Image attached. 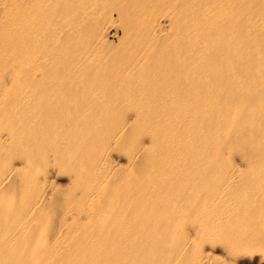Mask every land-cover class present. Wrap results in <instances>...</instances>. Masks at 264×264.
<instances>
[{"label": "bare ground", "instance_id": "6f19581e", "mask_svg": "<svg viewBox=\"0 0 264 264\" xmlns=\"http://www.w3.org/2000/svg\"><path fill=\"white\" fill-rule=\"evenodd\" d=\"M24 3L25 0H0V60L12 62L8 67L0 61V111L5 104H12L10 119L13 124L21 125L20 133L6 134L1 144L29 145L30 128L49 121H42V107L45 113L58 111L60 115H69L65 119L70 126L62 133L63 138L68 139L75 132L79 134L74 119L80 103H69L70 97H64L67 89L79 90L81 98L86 99L85 110L98 105L100 115L95 118L98 124L103 123L112 98L123 91L129 118L118 127L114 122L109 124L112 137L94 162L88 199L78 205V192L73 193L69 188L59 190L60 179L54 162L46 161L35 180H29L39 192L19 218L18 229L39 209L54 202L51 199L62 196L68 201L64 208L67 216L53 235L52 247L54 255L69 248L71 222L93 226L101 219L102 215H91V201L99 196L110 177L127 179L129 166L139 163L140 155L152 140L157 147L155 161L171 160L182 171L193 168L194 159L206 160L211 149L223 148L215 173V192L201 207L205 214L216 206L218 223L228 219L233 211L242 217L245 210L264 201V133L255 136L247 125H242L230 126L231 135H228L226 110L228 104L237 105L239 98L218 99L214 86L227 70L221 40L231 39L237 26L243 32L261 28L264 0H29ZM87 19L93 24L90 30ZM147 21L151 28L144 30ZM112 29H121L123 35L120 44L110 50L107 46ZM159 35L164 41L161 56L152 61L153 80L150 84L141 82L135 97L124 86L136 84L131 81L132 75L158 43ZM235 38L241 40V36ZM91 65L96 74L91 88L87 89L81 81L86 67ZM9 68L12 76H7ZM260 74L263 75L262 71L253 74L250 85L260 82ZM256 116L257 122L264 126V112ZM135 120H143L147 133L142 136L136 156L129 161L117 152L115 145ZM156 127L160 131L153 135ZM81 131L92 132L90 128ZM93 133L103 140L97 132ZM241 141L245 142L248 162L241 154L229 162V151ZM148 171L154 174L158 170L152 165ZM106 200L107 204L111 203L112 196L106 195ZM241 222L245 230L247 225ZM192 229V237H198L196 227ZM211 232L210 228L201 239L197 264L248 263L246 256L230 254L222 246L220 249L209 242ZM13 241L10 236L6 245L11 247ZM11 254L7 258L0 252V264H26L30 255L29 252Z\"/></svg>", "mask_w": 264, "mask_h": 264}, {"label": "rangeland", "instance_id": "374dc122", "mask_svg": "<svg viewBox=\"0 0 264 264\" xmlns=\"http://www.w3.org/2000/svg\"><path fill=\"white\" fill-rule=\"evenodd\" d=\"M27 1L29 0H25V3ZM88 19L87 29L90 30L93 24ZM144 24V30L151 28L150 21ZM237 28L231 39L225 37L221 40V53L227 63V70L214 86L218 99L239 98L237 105L228 104L226 120L230 125L226 130L227 134L231 135V127L247 125L251 134L261 137L264 126L257 122L256 114L264 112V25L254 32H243L239 26ZM122 35L121 29H112L109 32L107 49L111 50L120 44ZM237 36H241V40H237ZM157 41L132 75L131 81L136 84L124 86L135 97L141 82L150 84L153 80L150 74L152 61L161 56L164 38L159 35ZM0 61L7 63L8 67L12 63L10 59ZM8 70L7 76H12L10 68ZM261 71L263 75L260 74V82L250 85L249 79L255 72ZM95 74L93 66H87L81 85L87 89L91 88ZM64 97H70V102L66 99V103H80L79 113L74 119L75 128L80 129L79 134L75 132L68 139L63 138L62 133L70 126L65 119L69 115H60L58 111L53 114L49 111L45 113L42 112V107V121H49L41 126L39 124L38 128H30L32 137L30 136L29 145L23 147L24 143L15 142L9 145L1 144L6 134L14 136L20 133L21 125L17 122L13 124L10 119L12 104H5L4 109L0 111L2 254L10 258L11 253L29 252L26 264H197L201 239L211 228L209 242L218 248L222 246L221 248L230 254L246 256L247 264H264V201L255 204L250 210H242V217L233 211L229 218L223 219L221 223L217 221L216 206L202 214L201 207L215 192V173L223 148L211 149L207 152L206 160L196 162L194 159L193 168L182 171L176 168L171 160L161 158L155 161L157 147L152 140L147 150L140 155L139 163L129 166L126 173L128 178L121 180L120 176L110 177L99 196L95 201H91V215H102L101 219L93 226H78L71 222L70 231L73 233L69 248L58 254L54 255L52 238L55 231L63 226L67 216L64 208L66 209L68 201L64 197L60 196L59 199L56 196L51 199L54 202L39 209L35 216L26 219L22 228L18 229L16 226L19 218L31 207V200L39 192L38 187L32 186L33 182L31 184L29 180H35V175L44 169L45 162H54L55 172L60 179L59 186L62 188L59 187V190L69 188V191L79 193L76 202L79 205L88 199L94 162L112 137L109 124L114 122L118 127L119 123L129 118V105L125 103L123 91L112 98L113 101L103 115L102 124L95 120L96 116L100 115L98 105L85 110L86 99L81 98L77 88L67 89ZM145 127L143 120H135L130 130L124 133L115 145L117 152L129 161L136 156L142 136L147 133ZM88 128L91 133L81 131ZM93 131L101 135L103 140L98 136L96 138ZM159 131L160 127H156L153 135ZM245 146V142L241 141L235 149H231L229 162L236 154H241L248 162ZM17 163H20V166L17 167ZM152 165L158 170L154 174L148 171ZM108 194L113 199L109 204L106 200ZM241 221L247 225L245 230L242 229ZM195 227L198 237L191 235V230ZM10 236L14 239L11 247L6 245Z\"/></svg>", "mask_w": 264, "mask_h": 264}]
</instances>
